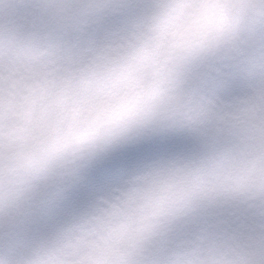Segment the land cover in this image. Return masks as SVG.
Masks as SVG:
<instances>
[{"label": "snow or ice", "instance_id": "1", "mask_svg": "<svg viewBox=\"0 0 264 264\" xmlns=\"http://www.w3.org/2000/svg\"><path fill=\"white\" fill-rule=\"evenodd\" d=\"M0 264H264V0H0Z\"/></svg>", "mask_w": 264, "mask_h": 264}]
</instances>
